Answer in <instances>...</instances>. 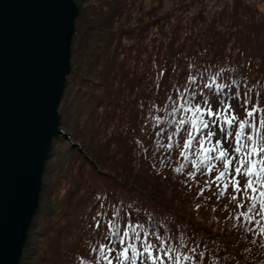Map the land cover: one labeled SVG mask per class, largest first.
<instances>
[{
	"label": "trees",
	"instance_id": "16d2710c",
	"mask_svg": "<svg viewBox=\"0 0 264 264\" xmlns=\"http://www.w3.org/2000/svg\"><path fill=\"white\" fill-rule=\"evenodd\" d=\"M84 4L87 21L82 30L78 15L81 32L72 39V69L46 163L50 171L43 176L56 181L52 192L42 184L20 264H72L79 253L90 258L94 234L88 225L104 202L123 205L133 222L174 227L176 235L195 233L203 241L197 251L206 253L204 264H264V236L233 227L235 202H217L213 192L198 197L203 175L191 189L182 185L184 176L173 170L186 161L178 150L159 148L158 129L148 116L153 103L162 109L153 116L168 115L165 97L188 64L207 68V76L225 72L237 84L243 81L261 94L255 99L264 106V7L258 0ZM161 70L168 79L158 89ZM236 112L244 117L239 107Z\"/></svg>",
	"mask_w": 264,
	"mask_h": 264
},
{
	"label": "snow or ice",
	"instance_id": "6c2138e0",
	"mask_svg": "<svg viewBox=\"0 0 264 264\" xmlns=\"http://www.w3.org/2000/svg\"><path fill=\"white\" fill-rule=\"evenodd\" d=\"M207 71L185 66L165 97L163 110L170 108L167 116H153V110L160 113L162 109L155 103L148 106L152 126L158 129L155 135L161 138L157 144L168 153L178 150L186 161L173 170L184 176L183 186L191 189L197 176L203 175V186L196 185L197 196L213 192L217 202H235L233 227L244 225L247 232L264 236V106H258L255 99L261 94L253 93L243 81L237 84L225 72L207 76ZM159 75L164 79L158 89L168 72L161 70ZM140 108L143 111L145 105ZM200 207L195 206L196 210ZM101 209L88 225L94 234L91 257L79 253L72 264H204L201 257L206 259V253L197 251L203 241L195 233L176 235L174 227L153 228L147 220L133 222L116 202H104ZM209 238L215 243L216 237Z\"/></svg>",
	"mask_w": 264,
	"mask_h": 264
},
{
	"label": "water",
	"instance_id": "95a60500",
	"mask_svg": "<svg viewBox=\"0 0 264 264\" xmlns=\"http://www.w3.org/2000/svg\"><path fill=\"white\" fill-rule=\"evenodd\" d=\"M74 0H0V264H20L71 72Z\"/></svg>",
	"mask_w": 264,
	"mask_h": 264
},
{
	"label": "rangeland",
	"instance_id": "374dc122",
	"mask_svg": "<svg viewBox=\"0 0 264 264\" xmlns=\"http://www.w3.org/2000/svg\"><path fill=\"white\" fill-rule=\"evenodd\" d=\"M74 2H75V4H76V6H77V8H78V15L79 16H82L81 17V19H80V22H81V25H82V30L83 29H85V22L87 21V18H83V15H81V13H82V11H83V13H84V15H86L87 14V11H88V9H87V7L85 6V0H74ZM258 2H259V5L258 6H262V7H264V0H258ZM80 3V4H79ZM261 8V7H260ZM78 17V16H77ZM83 18V19H82ZM77 19V18H76ZM75 19V31L77 32V30H78V32L77 33H80L81 32V30H80V22L78 21L79 19H77L76 20ZM99 47V46H98ZM87 52V51H86ZM72 56H73V53H72ZM72 56H71V59H70V64H71V69H72V63H73V59H72ZM76 58V57H75ZM89 60H92V58L91 59H89ZM68 83H70V81L68 82ZM66 85H67V83H66ZM60 107V106H59ZM58 111H59V109H58ZM58 114H59V112H58ZM55 159V158H54ZM54 162V161H53ZM46 163H47V161H46ZM46 163H45V169H44V174H43V176L45 177L46 176V170H47V172H49L50 171V165H51V163L49 164V165H47L46 166ZM54 166V163H53V165H52V167ZM54 169V168H53ZM49 170V171H48ZM44 177H43V186L45 185V189L47 188V190L49 191V192H52L51 191V185H50V183L51 184H54L55 183V181H56V177L55 176H53L51 179H50V181H49V178L51 177L50 176V174H49V176H48V178H46L45 180H44ZM47 183H48V185H47ZM48 186V187H47ZM42 191V190H41ZM63 193V192H62ZM41 194V193H40ZM46 197H48V195L46 196ZM39 207H40V197H39ZM39 207H38V209H39ZM34 230H36V229H34ZM36 231H38V229L36 230ZM27 238H28V233H27ZM32 240H34L35 241V236L33 235L32 236ZM27 241V240H26ZM26 244V243H25ZM25 247V246H24ZM24 250V249H23ZM22 256H23V253H22ZM27 262V261H26Z\"/></svg>",
	"mask_w": 264,
	"mask_h": 264
}]
</instances>
